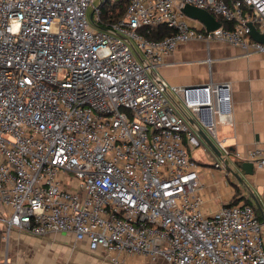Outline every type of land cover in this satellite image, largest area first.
Masks as SVG:
<instances>
[{
  "label": "built area",
  "instance_id": "built-area-1",
  "mask_svg": "<svg viewBox=\"0 0 264 264\" xmlns=\"http://www.w3.org/2000/svg\"><path fill=\"white\" fill-rule=\"evenodd\" d=\"M106 1L95 7L92 26L94 0H0L4 238L14 229L37 237L67 232L73 245L85 241L111 264L134 256L264 264V223L253 205L204 210L190 153L202 142L153 72L190 39L264 53L251 34L252 27L264 34V0H128L126 15L104 28ZM185 4L227 25L207 30ZM160 24L176 32L163 39L141 32ZM171 90L221 151L215 167L232 154L264 167V147L232 152L219 137L218 123L234 121L231 82Z\"/></svg>",
  "mask_w": 264,
  "mask_h": 264
},
{
  "label": "crops",
  "instance_id": "crops-1",
  "mask_svg": "<svg viewBox=\"0 0 264 264\" xmlns=\"http://www.w3.org/2000/svg\"><path fill=\"white\" fill-rule=\"evenodd\" d=\"M140 56L146 59L145 55ZM153 72L166 84L165 95L202 142L190 149V153L200 166L198 187L205 199L204 210L210 214L231 201L255 205L254 195L261 206L258 212L263 220L264 167L254 163L253 173H246L242 168L244 161H239L234 154L226 156L225 167H215L220 157L207 144L201 129L214 139L196 116L186 112L171 87L231 82L234 121L233 124L218 123L219 137L232 152L264 147V53L246 54L241 47L229 43L190 39L167 54ZM3 213L0 208V217L5 216ZM4 235L0 219V264H111L103 261L99 253L88 251L85 241L73 245L74 236L67 232L37 237L14 229L8 239ZM126 264L169 263L161 257L134 256Z\"/></svg>",
  "mask_w": 264,
  "mask_h": 264
},
{
  "label": "trees",
  "instance_id": "trees-1",
  "mask_svg": "<svg viewBox=\"0 0 264 264\" xmlns=\"http://www.w3.org/2000/svg\"><path fill=\"white\" fill-rule=\"evenodd\" d=\"M128 3V0H107L106 2H104L101 7V21L104 24L99 23L100 27L106 28L111 23L122 19L126 15ZM219 21L223 25H227V22L224 18L219 17ZM141 32L150 39H163L169 35L174 34L176 30L175 28L170 27L167 24H160L154 27H143L141 29ZM231 203L235 202L231 201ZM245 203L253 205L257 210L259 218L261 219L258 208L252 203Z\"/></svg>",
  "mask_w": 264,
  "mask_h": 264
},
{
  "label": "water",
  "instance_id": "water-1",
  "mask_svg": "<svg viewBox=\"0 0 264 264\" xmlns=\"http://www.w3.org/2000/svg\"><path fill=\"white\" fill-rule=\"evenodd\" d=\"M182 10L189 17L203 22L205 24L207 30H213V29H216V28L221 26V22L219 20H217L215 18V16L206 9H203V8H200V7H197L194 5H190V4H185L182 7ZM91 17H92V14H91ZM251 34L255 39L264 42V34L259 33L258 30H256L254 27H252ZM141 60L145 65L147 64L145 59L142 58ZM164 89L166 90L167 88L164 87ZM186 112L189 114V112L187 110H186ZM201 132H202L203 138L206 140L207 144L211 147V149H213V151H215V153L219 157H221V151L219 150V148L217 147L215 142L208 136V134L203 129H201ZM253 167H254V162H252V161H244L242 164V168L245 169L246 173H249V174L253 173ZM236 176L240 180H242V178L239 176L238 173H236ZM252 197L255 200L256 207L258 209H261V206L258 203V201H256L255 196L252 195ZM262 215H263V223H264V213H262Z\"/></svg>",
  "mask_w": 264,
  "mask_h": 264
},
{
  "label": "rangeland",
  "instance_id": "rangeland-1",
  "mask_svg": "<svg viewBox=\"0 0 264 264\" xmlns=\"http://www.w3.org/2000/svg\"><path fill=\"white\" fill-rule=\"evenodd\" d=\"M99 4H100V0H94V4L91 3V4L88 6V9H87V16H88V19H89L90 23L92 24V26H93V25H96V24H95V22H94L95 14H94V17H93V18L91 17V14L93 13L95 7L98 6ZM133 41H134V40H133ZM135 43H136V42H135ZM137 50H138V52H139L141 55H144V52L139 48L138 45H137ZM172 105H173V107H174L176 113L181 114V113L179 112V110L175 107V105H174V104H172Z\"/></svg>",
  "mask_w": 264,
  "mask_h": 264
}]
</instances>
